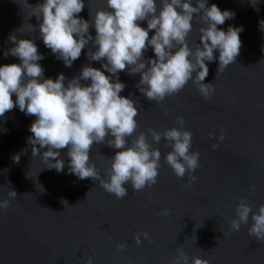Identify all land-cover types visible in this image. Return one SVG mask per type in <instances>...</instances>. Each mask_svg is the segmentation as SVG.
Segmentation results:
<instances>
[{"label":"water","instance_id":"1","mask_svg":"<svg viewBox=\"0 0 264 264\" xmlns=\"http://www.w3.org/2000/svg\"><path fill=\"white\" fill-rule=\"evenodd\" d=\"M39 2L27 0L30 6ZM251 2L255 9L250 0H208V6L215 4L221 11L235 13L219 28H244L235 62L218 73V60L208 64L204 83L215 87L210 99H204L197 85L189 82L162 103L149 102L135 87L139 74H119L126 85L120 95L132 93L139 109V126L128 138L129 144L140 132L152 143L148 129L162 133L183 117L184 128L193 134L191 151L200 153L194 183H188L187 174L184 179L174 175L164 159L171 148L162 139L153 144L161 152L157 183L142 191L128 185L127 196L117 199L99 182L68 174L66 148L60 150L66 165L60 173L33 157L27 139L32 135L29 128L34 116L14 107L0 117V200L8 199L10 189L17 193L10 207L0 210V264H87V257L94 264H172L178 247L189 257V264L193 257L206 259L208 264H264V242L248 235L251 218L238 232L230 228L241 199L254 212L264 204V32L259 27L264 20V0ZM85 5L79 15L87 20L89 11L94 15L106 8V0H85ZM31 12L25 0H0V65L19 63L15 57L4 56L13 46L7 42L10 34L33 38L44 56L39 62L44 77L55 80L63 73L67 83L88 63V48L71 67H65L36 38L38 32L28 34V23H38L35 16L29 19ZM201 26L197 17L188 37L190 46L199 43ZM90 34L94 36L95 30L90 29ZM152 34L154 30L149 37ZM145 57L154 58L151 49ZM91 66L100 68V63ZM221 133L222 143L209 139L210 134L219 137ZM213 143H220L215 151ZM116 151L106 145L92 146L90 159L102 177ZM17 154L18 163L13 160ZM162 209L170 214L161 215ZM138 232H147L150 239L141 236L143 242L137 244L133 237ZM121 243L127 245L124 251L117 249Z\"/></svg>","mask_w":264,"mask_h":264},{"label":"clouds","instance_id":"2","mask_svg":"<svg viewBox=\"0 0 264 264\" xmlns=\"http://www.w3.org/2000/svg\"><path fill=\"white\" fill-rule=\"evenodd\" d=\"M25 3L32 10L29 19L35 16L38 21L35 26L28 23V34L38 32L36 38L65 67H71L82 50L88 48L85 53L88 63L66 83L63 73L55 80L44 77L39 63L44 56L38 52L35 39L9 35L7 42L13 46L4 56L15 57L19 63L0 65V117L14 107L26 116L35 117L29 128L32 135L27 139L32 156L40 157L47 165L45 168L60 173L66 167L60 150L66 148L68 174L80 180L91 178L117 199H123L128 194V185L134 191H142L157 183L161 152L153 144L163 139L167 142L165 147L171 148L164 159L174 175L184 179L187 174L188 183H194L200 153L191 151L193 134L184 128L183 117L162 133L148 129L152 143L140 132L129 144L128 138L139 126L136 119L139 109L132 93L128 97L120 95L126 85L119 74L124 71L130 76L139 74L135 87L149 102L160 104L189 82L197 85L204 99H210L215 87L213 83H204L208 64L218 60V73L234 63L240 53L243 26H229L227 31L218 27L233 19L235 13L221 11L215 4L208 6V0H106L105 9L94 15L89 11V19L85 20L79 15L86 6L85 0H42L35 6H30L27 0ZM250 4L253 6L251 0ZM197 17L202 26L199 43L193 47L188 37ZM143 22L146 28L141 27ZM259 27L264 32V20ZM90 29L95 30L94 36ZM149 49L154 58L145 57ZM92 62H99L100 68L92 67ZM224 138L223 133L219 137L209 135V139H218L220 143ZM220 143H213L212 149L217 150ZM94 144L119 150L110 157V168L104 177L90 159ZM42 149L46 151L41 152ZM13 160L18 163L19 154ZM250 187L255 190V185ZM7 197L0 200V210L10 207L11 200L17 197L16 191L10 189ZM160 214L170 213L162 209ZM236 217L230 223L232 231L238 232L251 218L248 235L264 242V204L254 212L241 199ZM141 236L150 239L147 232H138L133 237L137 244L143 242ZM126 247L125 243L117 245L120 251ZM176 252L172 264H189V257L181 248ZM86 262L94 264L92 257H87ZM191 264L208 261L193 257Z\"/></svg>","mask_w":264,"mask_h":264}]
</instances>
